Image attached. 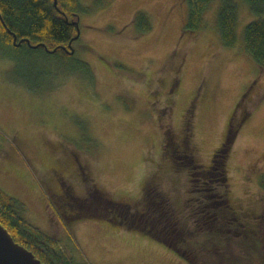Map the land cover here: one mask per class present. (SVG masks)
I'll use <instances>...</instances> for the list:
<instances>
[{
    "label": "rangeland",
    "instance_id": "1",
    "mask_svg": "<svg viewBox=\"0 0 264 264\" xmlns=\"http://www.w3.org/2000/svg\"><path fill=\"white\" fill-rule=\"evenodd\" d=\"M93 1L79 0L80 33L70 59L87 63L88 75L69 70L70 61L56 54L22 52L10 59L0 49V188L23 202L25 218L56 235L76 261L191 264L151 235L85 217L76 206L79 211L73 214L69 208L63 225L52 221L47 201L61 215L62 198L66 205L74 196L84 200L88 173L110 197L129 203L142 199L155 174L172 198L184 202V172L170 168L163 157L161 125L169 123L178 140L187 134L196 162L209 168L232 124L249 112L226 160L228 203L240 211L241 226L224 218L222 248L213 252V240L203 238L208 245L196 258L203 253L208 264H262L264 257L251 250L252 241L245 247L227 241L241 229L262 243L264 65L244 44V28L256 16L245 0H233L236 42L225 46L216 23L221 0L210 2L195 34L184 31L186 0H113L102 8H94ZM138 10L152 22L147 34L136 35L126 26Z\"/></svg>",
    "mask_w": 264,
    "mask_h": 264
},
{
    "label": "trees",
    "instance_id": "2",
    "mask_svg": "<svg viewBox=\"0 0 264 264\" xmlns=\"http://www.w3.org/2000/svg\"><path fill=\"white\" fill-rule=\"evenodd\" d=\"M112 1L94 0L93 7L102 8ZM186 1L188 16L184 23V31L195 34L200 30L203 14L212 0ZM53 2L54 0H0V49L6 52L7 57L17 58L22 52L31 55L36 51L44 52L45 55L56 54L64 62L74 57V52L70 54L64 47L68 48L72 39L71 45L75 51V43L78 40V37L75 38L76 23L78 25L79 12L83 10V7L79 0H57L56 6ZM245 2L252 14L256 16L244 28L245 50L258 65L263 66L264 0H245ZM216 23L222 44L233 46L236 42L237 24V6L233 0H221ZM128 25L132 26L136 35L147 34L153 29L149 16L140 10L134 13L126 26ZM27 40L31 45L36 46H29ZM53 48L56 49L51 52ZM70 63L72 68L69 70L88 75L90 69L87 70L89 68L87 63L80 60L70 61ZM83 68L85 71L82 72ZM17 78L26 83V76L18 73ZM35 79L41 80V78ZM242 101L243 97L236 105L233 115L239 110L238 106ZM249 114L247 112L232 124L226 142L213 153L212 166L209 168L202 167L196 162L189 147L187 134L178 140L169 123L161 125L164 143L163 157L170 161V168L182 169L181 172H184L186 179L184 202L182 198L179 202L178 196L177 201L172 198L168 194L169 191L159 185L157 181L159 177H155V174H152L147 186L145 185L142 199L129 203L130 201L113 199L89 179L87 175L90 176V174L84 173L83 179L87 182L85 185L87 195L84 200L80 202L78 196L70 195L73 201H68L69 204L66 205L62 198L61 203L65 206H63V215H60V209L58 210L48 199L47 208L52 221L57 218L56 222L63 225V218L67 219L71 216L69 208H72L73 214H76L79 208L87 213L85 217L105 219L149 234L177 250L191 264H208L203 253L200 254L202 256L200 260L196 258V253L208 245H204L203 240L206 237L212 239L213 244L210 246L215 252L223 246L220 238L223 236L221 233L226 231L224 218L241 226L240 211L233 209L228 203L226 160L229 144L234 139L238 127ZM164 172L160 177L166 174V171ZM171 181L175 183L173 178ZM259 185L264 190V174L259 177ZM60 196L64 197V195ZM181 206H184L183 210ZM25 210L23 202L0 188V223L16 242L32 251L44 264H89L86 260H74L63 243L57 241L56 235L46 234L39 227L31 224L24 216ZM239 231L234 230V234L227 236V241L235 240L234 242L241 247H245L252 241L254 244L251 250L263 256L264 219L260 231L263 244L260 243V238L256 237L253 241L251 235H246V232L243 233L241 229ZM233 235L238 236L237 240L233 239ZM260 259L262 261L261 256Z\"/></svg>",
    "mask_w": 264,
    "mask_h": 264
},
{
    "label": "water",
    "instance_id": "3",
    "mask_svg": "<svg viewBox=\"0 0 264 264\" xmlns=\"http://www.w3.org/2000/svg\"><path fill=\"white\" fill-rule=\"evenodd\" d=\"M54 5H57V0H54ZM67 20V19H66ZM76 36H79V28L76 23ZM70 40L68 48L64 47L70 54L74 52ZM29 46L31 45L27 40ZM20 44V42L18 43ZM56 48H53L51 52H54ZM0 264H44L39 258H37L32 251L27 249L22 244L16 242L8 230L0 223Z\"/></svg>",
    "mask_w": 264,
    "mask_h": 264
},
{
    "label": "flooded vegetation",
    "instance_id": "4",
    "mask_svg": "<svg viewBox=\"0 0 264 264\" xmlns=\"http://www.w3.org/2000/svg\"><path fill=\"white\" fill-rule=\"evenodd\" d=\"M59 182H60V180H59ZM59 187H60V186H59ZM240 216H241V215H240ZM240 216H239V217H240ZM241 217H242V216H241ZM258 245L260 246L261 244L259 243ZM259 246H258V247H259ZM263 256H264V248H263ZM262 264H264V263H262Z\"/></svg>",
    "mask_w": 264,
    "mask_h": 264
},
{
    "label": "crops",
    "instance_id": "5",
    "mask_svg": "<svg viewBox=\"0 0 264 264\" xmlns=\"http://www.w3.org/2000/svg\"><path fill=\"white\" fill-rule=\"evenodd\" d=\"M56 226V225H55ZM59 237V236H58Z\"/></svg>",
    "mask_w": 264,
    "mask_h": 264
}]
</instances>
